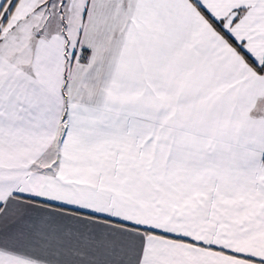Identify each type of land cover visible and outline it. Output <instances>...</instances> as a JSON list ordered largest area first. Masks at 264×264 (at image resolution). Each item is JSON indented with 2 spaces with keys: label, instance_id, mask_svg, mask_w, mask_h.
Returning a JSON list of instances; mask_svg holds the SVG:
<instances>
[{
  "label": "snow or ice",
  "instance_id": "1",
  "mask_svg": "<svg viewBox=\"0 0 264 264\" xmlns=\"http://www.w3.org/2000/svg\"><path fill=\"white\" fill-rule=\"evenodd\" d=\"M0 264H264V0H0Z\"/></svg>",
  "mask_w": 264,
  "mask_h": 264
}]
</instances>
